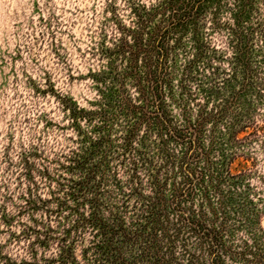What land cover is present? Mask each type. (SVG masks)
Listing matches in <instances>:
<instances>
[{"label":"trees","instance_id":"obj_1","mask_svg":"<svg viewBox=\"0 0 264 264\" xmlns=\"http://www.w3.org/2000/svg\"><path fill=\"white\" fill-rule=\"evenodd\" d=\"M149 3L99 44L109 71L90 72L92 109L64 105L76 147L41 168L37 149L22 156L20 203L0 219L21 259L0 264H264V175L232 170L245 138L264 153L263 26L249 0L234 26L221 0ZM210 4L220 50L201 32Z\"/></svg>","mask_w":264,"mask_h":264},{"label":"rangeland","instance_id":"obj_2","mask_svg":"<svg viewBox=\"0 0 264 264\" xmlns=\"http://www.w3.org/2000/svg\"><path fill=\"white\" fill-rule=\"evenodd\" d=\"M150 1L0 0V219L3 214L13 215L20 203L17 178L21 177L22 156L37 149L40 158L36 163L41 168L76 147L70 140L76 133L69 129L70 112L64 105L92 109L100 86L91 73L109 71L108 59L101 60L98 54L99 44L105 38L106 45L111 46L118 32L115 22L119 20L128 27L133 4L149 6ZM235 2L221 0L220 24L234 26L231 14ZM249 3L248 25L261 24L264 35V0ZM208 7L201 32L205 41L220 50L227 35L224 30L213 32L209 12L214 6ZM260 34L257 38L264 40ZM186 37L189 40L191 34ZM130 93L133 98L140 97L133 89ZM175 112L179 116L180 112ZM256 121L259 126L264 124V110ZM245 139L237 151L233 172L246 169L264 175V153L259 142ZM205 146H209L208 140ZM252 183L261 191L253 200L263 209L264 184L257 178ZM13 227L14 232H20L18 226ZM9 239L1 224L0 251L19 263V248Z\"/></svg>","mask_w":264,"mask_h":264}]
</instances>
